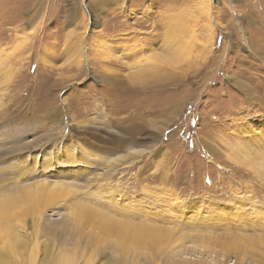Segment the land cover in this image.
I'll return each mask as SVG.
<instances>
[{
    "label": "rangeland",
    "instance_id": "374dc122",
    "mask_svg": "<svg viewBox=\"0 0 264 264\" xmlns=\"http://www.w3.org/2000/svg\"><path fill=\"white\" fill-rule=\"evenodd\" d=\"M0 264H264V0H0Z\"/></svg>",
    "mask_w": 264,
    "mask_h": 264
},
{
    "label": "bare ground",
    "instance_id": "6f19581e",
    "mask_svg": "<svg viewBox=\"0 0 264 264\" xmlns=\"http://www.w3.org/2000/svg\"><path fill=\"white\" fill-rule=\"evenodd\" d=\"M172 27H171V25H169V24H167V26H166V31H170V32H172ZM165 43H167V41L165 42ZM165 45H168V44H165ZM89 211V210H88ZM90 212V211H89Z\"/></svg>",
    "mask_w": 264,
    "mask_h": 264
}]
</instances>
